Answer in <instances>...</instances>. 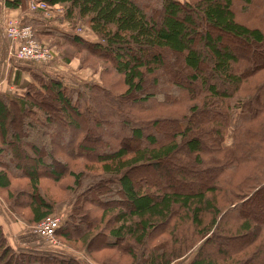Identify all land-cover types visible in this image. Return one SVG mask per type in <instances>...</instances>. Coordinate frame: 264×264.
Instances as JSON below:
<instances>
[{
	"label": "trees",
	"instance_id": "trees-1",
	"mask_svg": "<svg viewBox=\"0 0 264 264\" xmlns=\"http://www.w3.org/2000/svg\"><path fill=\"white\" fill-rule=\"evenodd\" d=\"M29 1L4 7L43 18ZM36 1L86 27L49 44L34 31L86 82L36 72L0 93V197L12 214L34 226L63 203L56 239L92 264H264V0ZM85 125L105 144L92 147ZM171 159L174 173L161 168ZM43 180L73 203L54 202ZM52 251L19 250L0 225V264H85Z\"/></svg>",
	"mask_w": 264,
	"mask_h": 264
},
{
	"label": "rangeland",
	"instance_id": "rangeland-1",
	"mask_svg": "<svg viewBox=\"0 0 264 264\" xmlns=\"http://www.w3.org/2000/svg\"><path fill=\"white\" fill-rule=\"evenodd\" d=\"M179 1H181V0H179ZM53 10H55V8H53ZM52 13L54 14V16L51 17L50 19H43L38 14H33V13L30 14V19L25 18L26 21L29 20L28 23L31 24L30 26L36 32L37 37L39 39H42L43 41H45V42H47L49 44L50 42H52V40H53V42L59 41L58 37L61 36V38H62L64 34H70V35L76 34V35L82 36L83 38L87 37L88 31L86 30V27L85 26H83L82 24H74V25L67 24L65 22H62V19H63L62 17L64 15V13H63L62 16L61 15H58L59 14V11H52ZM234 47L236 49H238V48L242 49L243 48V47H241V44H239V43H232V48H234ZM67 50H69L68 47H65V51H67ZM58 57L60 59V65L59 66L62 65V66L65 67V65H64L65 64L64 63L65 61L60 58V55L59 54H58ZM57 66H58L57 64H52V68L56 69V71L52 72V70L50 69L51 66L41 67V68L38 69V68H36V66L34 64H31L30 66L28 65V67H26L27 68V71L26 72L30 76V82L29 83H32L33 82V77L34 76H37V75H35L36 72H41V74L42 73H45V74H50L52 76L60 77V78H62L65 81V83L67 85L72 86V88H74L75 90L78 89L79 82H86V81H84L86 79H83L81 77H74L73 76L74 75L73 68L72 69H66V70L63 71L62 69H60V70L57 69ZM31 68H34V69H31ZM45 71H47V72H45ZM49 71H51V72H49ZM111 79L108 78V83H110V80ZM99 81H100V79H96V80H94V83L95 84H98V85L102 84L101 82L99 84ZM111 82L113 83L114 82V79H112ZM27 83L21 84L18 87L21 88V87H23ZM121 91L122 90L119 91V89H117V90H114L113 89V91L111 93H116V92L119 93ZM50 115L52 116L53 119L59 120V123L58 124H62V122H60L61 121L60 118H63V114H61L57 110H54V111L50 112ZM84 129H85L84 131H87L88 134L91 135V140L93 142L92 143V147L97 148L100 143L105 144V142L107 141V140H104L103 137L101 138V136L98 133H94V131L91 130V128L89 127V125H85ZM175 162L176 161L174 159H171V160H169V162L162 164L161 165V168H164L167 165V166L171 167V171H173V173H174L175 169L173 168V166L175 165ZM81 163L84 166L86 165L87 167L93 168V170H96V171L99 170L98 167H95L92 164H88L85 161H83ZM162 172L163 171H161V173ZM138 177H140V176L138 175ZM144 177H145V179L146 178L148 179V182L150 184H155L156 186H158L160 188H163L164 187L163 183L166 186L168 184H174V185H176V183L178 181V186L176 185L177 188H180V190H182V191H188V190L191 189L190 188V185H192V183L190 181L187 180L188 182H184V181L181 182L182 180L180 181V179L177 178V177H176V179H174V178L171 179L170 177H168V178H166V180L164 178L157 177L156 175H153V174L151 176H148L147 175V176H144ZM188 178L190 179V173H189ZM43 182H45L47 184L48 196L51 199H53L54 202H60V201H64L65 200V202L71 201L73 203V201L75 200V198L72 196V194L70 192H68V193H63L62 192L63 187H61V188L58 189L57 186H55L53 184L51 185L49 182H46L44 180L41 181V184ZM64 182H65V180H64ZM27 185H28L27 184V181L25 179H23V178L13 179L12 180V187L13 188L15 187V188H17V189L20 190V189H24V187H27ZM6 194L7 193H5L3 191L0 192V196L1 197H4L5 198L6 197ZM57 206L59 208H58V210L56 212L58 215H56V216H61L62 217V220H64L67 217L66 214H67V212H69V209H65L63 203L58 204ZM62 206H63L64 209L62 208ZM260 206L262 208H264V201L260 203ZM255 209L258 210V208H255ZM19 212H20V214L23 217H26V218H29L30 217V215L28 214L29 211H27L26 209L20 208L19 209ZM261 212L262 211L260 209V213ZM159 242L157 240L156 241V244H158ZM36 243L38 244L39 248H41V249H45V250H48V251L53 250L52 252H55L54 254L55 255L57 254V256H63V257H67V258H69V257H71V258H80V259L83 260L82 262H84L85 264H88L83 259V257L86 258V256L82 252H78V247L79 246L70 244V246H71L70 247L67 244L59 243V246L55 247V249H54V247H50V246L48 247L47 245H45L43 243V241L40 240V239L39 240L36 239V242L34 241V244H32V245H34V246L36 245L37 246ZM31 252L32 253H37V251H31ZM112 254H113V251H110V250L109 251H106L105 253H102V252L99 251V252H95L93 254V257H94V259L96 261H102V260H104V258L111 257ZM90 264H92V263L90 262ZM175 264H186V260H184L182 262H180V261L179 262H176Z\"/></svg>",
	"mask_w": 264,
	"mask_h": 264
},
{
	"label": "crops",
	"instance_id": "crops-1",
	"mask_svg": "<svg viewBox=\"0 0 264 264\" xmlns=\"http://www.w3.org/2000/svg\"><path fill=\"white\" fill-rule=\"evenodd\" d=\"M5 0H0V93L12 94L16 87L30 82V76L26 72L28 64L23 62H18L14 56L15 46H12L3 33L4 23L9 20H16L19 23L27 22V18L23 11L20 9L10 10L4 7ZM28 19V18H27ZM89 35H91L89 33ZM92 36V35H91ZM57 69L75 70L74 63H65L64 66H59L60 62L56 63ZM30 66V65H29ZM53 71L56 69L50 67ZM0 225L6 236L11 240V242L17 246L19 250H29V251H40L38 244L37 246L32 245L34 241L36 242L35 235L31 231V225L23 222L18 217L14 216L12 212L8 209L4 201L0 197ZM83 259L90 264V261L83 257Z\"/></svg>",
	"mask_w": 264,
	"mask_h": 264
},
{
	"label": "built area",
	"instance_id": "built-area-1",
	"mask_svg": "<svg viewBox=\"0 0 264 264\" xmlns=\"http://www.w3.org/2000/svg\"><path fill=\"white\" fill-rule=\"evenodd\" d=\"M28 10L40 11L44 19L53 17L52 11H59L58 15L61 16L64 13V7L61 5L50 7L36 0L29 1ZM3 31L8 42L12 46H18L13 53L17 61L32 63L39 67H48L56 64V62H60L57 54L36 40L35 32L30 25L21 24L16 20L9 19L4 23ZM61 222V216H48L38 224L32 226L31 231L45 245L57 247L60 242L56 239L55 234Z\"/></svg>",
	"mask_w": 264,
	"mask_h": 264
}]
</instances>
